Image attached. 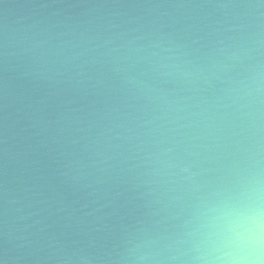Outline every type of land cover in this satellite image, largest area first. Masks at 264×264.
Instances as JSON below:
<instances>
[{"label": "water", "instance_id": "95a60500", "mask_svg": "<svg viewBox=\"0 0 264 264\" xmlns=\"http://www.w3.org/2000/svg\"><path fill=\"white\" fill-rule=\"evenodd\" d=\"M241 22L264 33V0H0V264H66L112 248L146 211L139 146L165 101L217 124L234 111L227 76L211 73ZM130 46L143 51L102 55ZM165 47L208 78L162 75L152 53L169 55ZM200 142L206 167L227 163L222 146Z\"/></svg>", "mask_w": 264, "mask_h": 264}, {"label": "clouds", "instance_id": "9594fccd", "mask_svg": "<svg viewBox=\"0 0 264 264\" xmlns=\"http://www.w3.org/2000/svg\"><path fill=\"white\" fill-rule=\"evenodd\" d=\"M250 27L251 22L238 24L240 35L231 38L235 43L218 49L212 64L213 76H227L224 91L234 108L227 123L165 101L163 115L148 121L152 127L139 146L143 171L138 186L146 189V211L118 233L110 250L67 256L66 264H264V62L256 58L264 33H247ZM18 43L25 50L36 47L28 38ZM89 43L85 39L73 47ZM110 43L104 40L105 46ZM141 51L130 46L102 55L121 62ZM163 51L169 55L152 53L159 57L157 67L165 70L162 75L188 84L208 78L203 69L181 59L185 53L173 47ZM82 54L72 52L67 58ZM238 66L241 71L230 74ZM202 137L223 147V167L205 166L209 157L201 150L206 148Z\"/></svg>", "mask_w": 264, "mask_h": 264}]
</instances>
